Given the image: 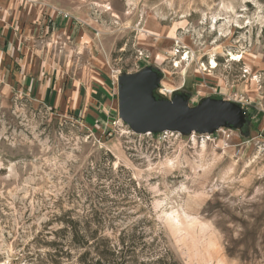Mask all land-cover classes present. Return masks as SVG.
I'll return each mask as SVG.
<instances>
[{
	"label": "rangeland",
	"instance_id": "374dc122",
	"mask_svg": "<svg viewBox=\"0 0 264 264\" xmlns=\"http://www.w3.org/2000/svg\"><path fill=\"white\" fill-rule=\"evenodd\" d=\"M145 66L190 105L239 103L245 127L122 133L117 77ZM73 227L135 237V264H264V0H0V264H85Z\"/></svg>",
	"mask_w": 264,
	"mask_h": 264
},
{
	"label": "water",
	"instance_id": "95a60500",
	"mask_svg": "<svg viewBox=\"0 0 264 264\" xmlns=\"http://www.w3.org/2000/svg\"><path fill=\"white\" fill-rule=\"evenodd\" d=\"M162 75L153 66L117 77L118 118L133 133L164 131L213 134L221 128L241 131L246 125L244 108L229 99L205 97L196 105L178 91L157 97Z\"/></svg>",
	"mask_w": 264,
	"mask_h": 264
},
{
	"label": "trees",
	"instance_id": "16d2710c",
	"mask_svg": "<svg viewBox=\"0 0 264 264\" xmlns=\"http://www.w3.org/2000/svg\"><path fill=\"white\" fill-rule=\"evenodd\" d=\"M72 242L85 247L82 255L85 264H135L137 262L134 252L133 236L120 237L118 245H112L110 240L97 233L85 231L80 233L76 228H71ZM90 248L96 250L95 256H91ZM144 264H179L166 256H153Z\"/></svg>",
	"mask_w": 264,
	"mask_h": 264
},
{
	"label": "crops",
	"instance_id": "0c3cea01",
	"mask_svg": "<svg viewBox=\"0 0 264 264\" xmlns=\"http://www.w3.org/2000/svg\"><path fill=\"white\" fill-rule=\"evenodd\" d=\"M24 86L26 88L31 87L34 95L36 96L37 99L43 100L44 95H45V101L48 102L49 104H54L55 106L62 107L66 105V103L69 101L70 105H72L73 101L74 104L76 103V100H73L74 93H72V90H70V85L68 84L67 87L64 85H61L60 83H56L55 85L51 84L50 79L47 81H43L40 79L39 82L35 81L32 79L29 80L28 78H24ZM65 84V83H64ZM31 85V86H30ZM71 89L77 87L76 84L71 85ZM51 89L56 90V96L52 98L49 96L51 94ZM75 92V91H73Z\"/></svg>",
	"mask_w": 264,
	"mask_h": 264
},
{
	"label": "built area",
	"instance_id": "2783aa9c",
	"mask_svg": "<svg viewBox=\"0 0 264 264\" xmlns=\"http://www.w3.org/2000/svg\"><path fill=\"white\" fill-rule=\"evenodd\" d=\"M159 91L163 94V96H165L166 97V95L167 94H172V91L173 90H165V91H161L160 89H159ZM115 125H119V126H121L122 127V129H121V132L122 133H126V134H135V133H133L125 124H123L122 123V121L120 120V119H118V121L117 122H115L114 123ZM226 130H230V129H227V128H221V129H219V130H217L215 133H213V134H198V133H191V134H189V135H187V136H183V135H181L180 133H178V132H172V131H164V132H161V133H158V134H163V135H165V136H167V137H174V138H186V139H188V140H190V141H195V139L197 138V137H206V138H209L210 136H213L214 134H219V133H222V134H225V132H226ZM145 134H147V135H151L152 133H145Z\"/></svg>",
	"mask_w": 264,
	"mask_h": 264
},
{
	"label": "bare ground",
	"instance_id": "6f19581e",
	"mask_svg": "<svg viewBox=\"0 0 264 264\" xmlns=\"http://www.w3.org/2000/svg\"><path fill=\"white\" fill-rule=\"evenodd\" d=\"M235 57H236V59H237V58L240 57V55L237 54ZM212 63H213L212 65L215 66V61H212Z\"/></svg>",
	"mask_w": 264,
	"mask_h": 264
}]
</instances>
